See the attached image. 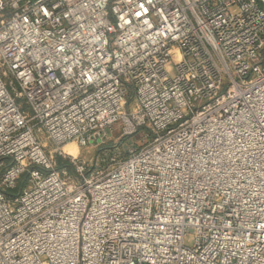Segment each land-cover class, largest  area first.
<instances>
[{"label":"built area","instance_id":"1","mask_svg":"<svg viewBox=\"0 0 264 264\" xmlns=\"http://www.w3.org/2000/svg\"><path fill=\"white\" fill-rule=\"evenodd\" d=\"M0 264H264V0H0Z\"/></svg>","mask_w":264,"mask_h":264},{"label":"rangeland","instance_id":"2","mask_svg":"<svg viewBox=\"0 0 264 264\" xmlns=\"http://www.w3.org/2000/svg\"><path fill=\"white\" fill-rule=\"evenodd\" d=\"M20 105L22 106L23 109L29 111V108L24 103V101H21ZM118 125L119 123L114 124L115 127H117ZM117 133L118 131L117 132L115 131V133L111 137H109L103 144L94 145L93 143L92 144L89 143L85 146H76L74 144H68L69 146L67 145L68 147L66 146V148L69 150V153L71 155L76 156L78 160L87 163L89 166L94 165L96 168L104 167L108 163V157L115 150L116 140L114 139L115 138L114 136ZM146 133L147 131H145L144 128H139L138 131L131 134L129 137H125L121 142L126 143L127 141H129L128 139H130L133 145L135 146L137 145L136 147H138L140 144H144V142H146L147 140ZM36 135L40 141H45L48 147H51L53 145L52 142L46 137L44 133H36ZM123 143H120L121 146L123 145ZM61 161L64 163L62 167L67 173L66 177H68V179L72 177L76 178L74 168L70 166L68 160L63 158L61 159ZM24 177L25 174H23L19 178V182L26 184V180H24ZM192 235L193 234L190 231L186 234L184 240L185 244L187 245L192 244Z\"/></svg>","mask_w":264,"mask_h":264},{"label":"trees","instance_id":"3","mask_svg":"<svg viewBox=\"0 0 264 264\" xmlns=\"http://www.w3.org/2000/svg\"><path fill=\"white\" fill-rule=\"evenodd\" d=\"M61 159H62V158L59 156V157H58V164H59V166L62 167V166L64 165V163L61 161Z\"/></svg>","mask_w":264,"mask_h":264},{"label":"bare ground","instance_id":"4","mask_svg":"<svg viewBox=\"0 0 264 264\" xmlns=\"http://www.w3.org/2000/svg\"><path fill=\"white\" fill-rule=\"evenodd\" d=\"M68 146H69V145H68ZM68 146H67V147H68Z\"/></svg>","mask_w":264,"mask_h":264}]
</instances>
